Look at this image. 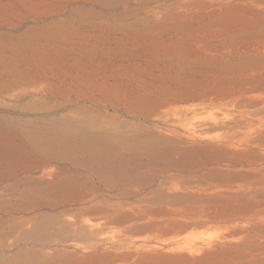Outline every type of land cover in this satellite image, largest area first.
Segmentation results:
<instances>
[{
    "label": "rangeland",
    "instance_id": "rangeland-1",
    "mask_svg": "<svg viewBox=\"0 0 264 264\" xmlns=\"http://www.w3.org/2000/svg\"><path fill=\"white\" fill-rule=\"evenodd\" d=\"M31 250L264 264V0H0V264Z\"/></svg>",
    "mask_w": 264,
    "mask_h": 264
},
{
    "label": "bare ground",
    "instance_id": "bare-ground-1",
    "mask_svg": "<svg viewBox=\"0 0 264 264\" xmlns=\"http://www.w3.org/2000/svg\"><path fill=\"white\" fill-rule=\"evenodd\" d=\"M221 115H218L217 113L213 112V114H209V116H206V115L205 116L204 115L203 116H199V117H197V120L200 123V126L204 127V129H205L209 123L213 124V125H218V123L221 120V117H223V116L225 117L226 116L223 113ZM226 118L227 117H225L221 121V123L219 125H223L225 123V121H226L225 120ZM92 209L95 211V220L97 221L96 223H93V222H91V221H89L87 219H78V220H74L73 224H75L76 226L81 228L82 232L84 234H86V235L90 234L92 236L95 235L96 238L98 236L101 239L102 238L101 235L104 232V226L106 224L105 221H106V218L108 217V209H107V206L99 205V204H94L92 206ZM86 258H88V257H86ZM29 260L30 261H34L35 264H45V261H44L43 257H41L40 255H36L35 252H33L32 250L29 251V252L23 253L21 255V257L17 260V264H33V263H29Z\"/></svg>",
    "mask_w": 264,
    "mask_h": 264
}]
</instances>
